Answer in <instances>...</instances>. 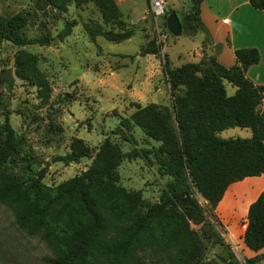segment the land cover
Instances as JSON below:
<instances>
[{
	"label": "trees",
	"instance_id": "obj_1",
	"mask_svg": "<svg viewBox=\"0 0 264 264\" xmlns=\"http://www.w3.org/2000/svg\"><path fill=\"white\" fill-rule=\"evenodd\" d=\"M88 1L98 6L103 24L122 28L114 31L100 24H84L90 38L102 36L120 42L132 35L120 19L115 0H33V6L41 11L46 7L66 11L70 2L79 6ZM200 2L190 0L183 20L179 19L191 34L206 30L199 18ZM249 2L264 10V0ZM171 11L166 10L164 25ZM27 20L23 12L11 16L0 13V41L19 47L13 61L15 76L35 85L47 99L50 89L38 58L23 46L47 45L51 37L48 33L27 37L23 30ZM74 25L75 20L66 21L57 36L65 38ZM159 50L151 41L140 55ZM234 55L236 62L230 67L218 63L212 54L171 67L164 57L171 106L153 102L137 105L120 119L114 131L123 141L134 142L133 134L126 131L137 127L158 145L126 152L105 136L93 150L83 139L74 137L69 151L57 160L68 164L90 158V163L56 185L42 181L43 169L24 180L5 169L17 152L18 139L9 113H3L0 204L12 212L18 228L38 236L51 250L52 256L45 258L44 264H218L205 259L209 243L229 248L220 233L216 206L235 182L264 174V85H255L245 75L247 68L258 62L259 52L246 47L236 49ZM224 82L234 87L232 94H227ZM12 84L13 80L4 85ZM231 127L248 128L251 135L220 136ZM139 151L145 157L151 155L157 173L169 178L154 202H147L141 190L120 183L119 165L125 158L139 156ZM191 224L200 225V231ZM244 225V245L254 252L263 249L264 190L249 203ZM228 255L233 256L230 251ZM255 258L245 257L244 264H253Z\"/></svg>",
	"mask_w": 264,
	"mask_h": 264
},
{
	"label": "rangeland",
	"instance_id": "obj_2",
	"mask_svg": "<svg viewBox=\"0 0 264 264\" xmlns=\"http://www.w3.org/2000/svg\"><path fill=\"white\" fill-rule=\"evenodd\" d=\"M115 2L125 28L132 31L128 39L120 42L102 36L93 39L86 32L84 24L91 27L100 24L114 31L122 29L116 24H103L101 12L93 1L79 6L70 2L66 11L53 7L41 11L33 6V0H0L2 15L27 14L23 29L27 37H39L44 33L51 37L47 45L23 46L38 58V67L50 89L47 99L42 98L35 85L15 76L13 61L19 47L6 40L0 41V70L10 67L13 73V84L4 85L8 83L5 82L0 86V122L3 113H9L18 139L17 152L5 169L19 179L24 180L43 169L42 181L56 185L85 170L90 158L68 164L57 160L69 151L74 137L83 139L93 150L105 136L126 152L158 145L137 127L126 131L133 134L134 142L123 141L114 131L120 119L129 116L137 105L153 102L171 106L169 84L163 71L164 57L171 67L212 54L206 45L209 41L207 30L191 34L182 28L179 35H173L164 25V17L158 18L165 35L160 43L154 32L149 0ZM189 6L190 0H167L165 3V8L175 11L181 21ZM70 20H75L76 25L68 36L60 39L58 33ZM151 41L160 47L159 52L140 55ZM224 84L227 94H232L234 87L227 82ZM219 134L223 138L249 137L251 131L231 127ZM151 160V155L145 157L139 151V156L125 158L118 167L121 185L141 190L147 202L156 201L169 181L167 176L157 173ZM260 191H255L249 180L232 185L215 210L222 224L220 233L229 248L207 244L206 261L244 264L245 257L256 256L253 264H264V248L251 251L241 238L247 207ZM191 227L199 232L201 226L191 224ZM228 251L233 254L232 258ZM51 256L47 245L38 236L28 235L18 228L12 212L0 204V264H44V259Z\"/></svg>",
	"mask_w": 264,
	"mask_h": 264
},
{
	"label": "crops",
	"instance_id": "obj_3",
	"mask_svg": "<svg viewBox=\"0 0 264 264\" xmlns=\"http://www.w3.org/2000/svg\"><path fill=\"white\" fill-rule=\"evenodd\" d=\"M199 9V18L208 32L206 45L216 61L230 67L236 62V49L254 47L259 60L247 68L245 75L255 85H264V10L253 7L249 0H201ZM244 180H249L255 191L264 190V174Z\"/></svg>",
	"mask_w": 264,
	"mask_h": 264
},
{
	"label": "water",
	"instance_id": "obj_4",
	"mask_svg": "<svg viewBox=\"0 0 264 264\" xmlns=\"http://www.w3.org/2000/svg\"><path fill=\"white\" fill-rule=\"evenodd\" d=\"M167 30L173 35H179L182 31L181 22L175 11H171L166 18ZM13 80V73L10 67L0 70V84Z\"/></svg>",
	"mask_w": 264,
	"mask_h": 264
},
{
	"label": "built area",
	"instance_id": "obj_5",
	"mask_svg": "<svg viewBox=\"0 0 264 264\" xmlns=\"http://www.w3.org/2000/svg\"><path fill=\"white\" fill-rule=\"evenodd\" d=\"M150 11L153 19L154 32L157 40L161 43L164 41L163 27L158 23V18L166 15L165 0H149Z\"/></svg>",
	"mask_w": 264,
	"mask_h": 264
}]
</instances>
